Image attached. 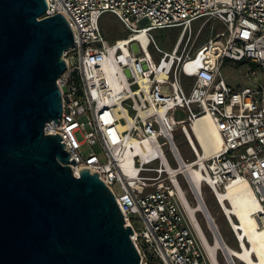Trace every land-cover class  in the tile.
<instances>
[{
	"label": "built area",
	"instance_id": "1",
	"mask_svg": "<svg viewBox=\"0 0 264 264\" xmlns=\"http://www.w3.org/2000/svg\"><path fill=\"white\" fill-rule=\"evenodd\" d=\"M45 2L42 17L60 12L74 44L56 81L62 112L43 133L62 138L74 172L98 173L132 229L139 264H210L184 208L180 176L187 178L179 163L185 159L176 139L181 134L197 159L187 131L203 116L222 139L221 149L197 165L203 185L215 195L245 181L264 230V0ZM106 14L126 36L105 40L100 22ZM199 19L201 28L212 22L222 29L186 50ZM176 27L181 30L172 50L159 48L151 32ZM224 61L249 62L257 70L245 75L244 86L233 87L222 75Z\"/></svg>",
	"mask_w": 264,
	"mask_h": 264
},
{
	"label": "water",
	"instance_id": "2",
	"mask_svg": "<svg viewBox=\"0 0 264 264\" xmlns=\"http://www.w3.org/2000/svg\"><path fill=\"white\" fill-rule=\"evenodd\" d=\"M45 10L0 0V264H139L98 173L76 175L62 138L43 133L62 112L56 81L74 44L63 15Z\"/></svg>",
	"mask_w": 264,
	"mask_h": 264
},
{
	"label": "bare ground",
	"instance_id": "3",
	"mask_svg": "<svg viewBox=\"0 0 264 264\" xmlns=\"http://www.w3.org/2000/svg\"><path fill=\"white\" fill-rule=\"evenodd\" d=\"M190 129L191 131H187L189 142L191 148L196 150L198 158L190 161H180L179 165L190 183L192 193L197 196V203L191 205L188 199L184 200V208L195 227L200 242H202V247L207 253L210 264H220L217 257L219 251H222L228 264H232V262L234 264H264V230L260 227L256 217V213L260 210L259 203L255 200L248 184L243 180L227 184L224 190L215 193L218 207L224 210L226 214L227 225L231 230L232 228L238 230L235 233L238 240L241 241L240 244L236 242V247H233L227 245L222 238L220 240L216 234L219 232V228L214 224L211 225L214 243L212 244L207 240L196 216L198 211L209 214L206 206L207 211L203 209L199 198L201 196L203 199L202 174L199 168L204 165L203 160L205 157L221 149L222 139L210 117H200L194 121ZM198 147L203 151L202 154ZM197 165H199V168ZM78 172L79 169L76 168V175ZM181 190H183L182 187Z\"/></svg>",
	"mask_w": 264,
	"mask_h": 264
},
{
	"label": "rangeland",
	"instance_id": "4",
	"mask_svg": "<svg viewBox=\"0 0 264 264\" xmlns=\"http://www.w3.org/2000/svg\"><path fill=\"white\" fill-rule=\"evenodd\" d=\"M200 20L201 19L193 22L189 38L190 41L186 45V50L190 51L204 44L205 42H207L208 38L213 32H217L222 29L220 24L212 22H207V25L201 28ZM100 26L102 27V31L107 42H111L117 38H122L127 34L125 29L122 26H119L116 18L109 14H106L102 17ZM180 30L181 27L164 28L160 30H153L151 32V35L159 48L170 52L177 41L176 39L180 33ZM221 70L222 75L226 77L229 85L233 87H239L245 85V75L251 74L252 71L257 69H255V67H253L249 62H240L239 64H233L228 61H224ZM258 75H260V73H258L256 77H259ZM78 139L80 140L81 138L78 136ZM176 139L178 141V149L181 150L183 158L189 161L192 160L191 150L188 148L184 137L178 133ZM91 149L92 151H95L100 159L103 160L102 153L97 145L92 146ZM171 165L175 166L172 163ZM180 180H182V188L185 192V195L187 196L189 203L191 205H196L197 196L192 193L189 181L187 179L185 180L182 176H180ZM202 195V200L205 204L204 206H206V209L209 211L210 215L204 211H198L196 216L200 226H202L204 230L207 240L212 244L214 243V238L211 231V225L214 224L219 228V232L216 233L219 239L221 240L222 238L227 245L229 244L233 247H236V241L234 240L233 232L226 222L225 212L218 207L215 200V195L212 194L207 185H203ZM197 238L200 241L198 236ZM204 254L205 257H207V253L205 250ZM217 257L220 264H227V260L224 257L222 251L218 252Z\"/></svg>",
	"mask_w": 264,
	"mask_h": 264
}]
</instances>
